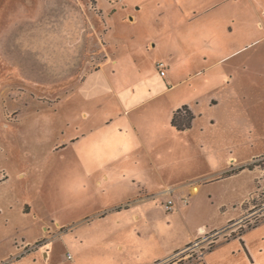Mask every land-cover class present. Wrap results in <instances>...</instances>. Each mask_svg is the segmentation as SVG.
I'll list each match as a JSON object with an SVG mask.
<instances>
[{"label":"rangeland","instance_id":"1","mask_svg":"<svg viewBox=\"0 0 264 264\" xmlns=\"http://www.w3.org/2000/svg\"><path fill=\"white\" fill-rule=\"evenodd\" d=\"M97 1L98 6L95 0H0V237L5 247L18 243L7 258L23 252L24 239L38 233L43 238L27 251L48 242L60 248L64 240L57 242L56 236L82 235L86 223L100 216L96 209L111 201L92 186L88 191L78 187V152L65 146L63 113L67 93L106 60L107 30L139 33L156 45L153 57L168 59L173 52L180 76L194 73L172 93L196 109L192 131L178 140L197 144L199 152L191 157L207 152L212 142L229 145L225 158L214 164L198 158L199 163L185 165L183 153L170 156L168 180L177 184L198 169L207 173L199 179L205 186L198 197L202 204L209 203L208 190L216 189L224 195L213 200L225 203L224 209L243 201L249 207L245 218L264 213V0ZM170 5L177 8L174 14L167 12ZM229 155L238 162L227 163ZM221 163L236 171L217 176L213 167ZM165 199L159 196V203ZM260 201L263 207L255 209ZM206 220L211 218L201 215L197 221ZM178 228L168 230V237L175 238ZM240 238L218 245L208 254L211 263L246 264L247 256L264 264V221ZM213 239L204 238L200 245L208 248ZM185 262L178 257L165 264Z\"/></svg>","mask_w":264,"mask_h":264},{"label":"crops","instance_id":"2","mask_svg":"<svg viewBox=\"0 0 264 264\" xmlns=\"http://www.w3.org/2000/svg\"><path fill=\"white\" fill-rule=\"evenodd\" d=\"M183 1L186 4L194 2ZM176 11L173 5L167 7L170 14ZM136 22L134 14L130 23ZM105 34L106 60L86 71L67 93L63 101H68L69 105L63 113L68 135L65 146L75 147L78 152L75 156L81 169L78 187L87 190L92 186L97 194L111 196V201L106 202L107 199L96 209L100 216L86 223L82 235L76 238L56 236L57 242L64 240L60 248L48 242L32 252L27 251L43 238L42 233H38L31 239H24L23 252L7 258L18 250V243L12 241L5 247L0 237V260L7 258L5 261H11L8 264H62L65 260L68 264H152L172 258L177 250L199 238L201 229L206 228L220 231L215 247L201 259H187L185 264H212L208 254L218 245L241 241L240 237L247 230L237 237L231 233L238 229L248 209L243 201L224 209L225 203L214 201L218 200V195H224V191L219 193L216 189L205 194L210 204H202L198 197L205 186L199 179L207 174L205 172L194 169L175 184L168 180L165 170L171 165L167 159L181 153L184 156L180 161L185 165L199 163L198 158L205 160V164L210 160L214 164L225 158L223 150H228L229 145L227 141L212 142L207 152L191 157L194 150L199 152L197 144L178 140L185 132L192 131L196 109L192 103L179 100L172 93L192 81L194 73L181 77L173 52L168 59L153 57L150 52L157 50L156 45L152 46V40L142 38L139 33L122 36L116 30L113 34L107 30ZM159 61L167 65L163 73L157 69ZM184 105L194 114L193 125L192 129L178 130L172 119L174 112ZM236 160L237 157L229 155L226 162H238ZM213 168V172L218 171L217 176L227 171L223 163ZM153 177L156 181H152ZM212 181L205 180L204 184ZM170 187L175 188L173 211H167L164 206L171 197ZM162 195L166 199L159 203ZM158 206L168 221L162 220ZM206 214L217 222L197 221ZM232 221L235 223L229 226ZM178 226L176 237L169 238L167 231ZM246 243L252 253L247 239ZM245 258L246 264H259Z\"/></svg>","mask_w":264,"mask_h":264},{"label":"built area","instance_id":"3","mask_svg":"<svg viewBox=\"0 0 264 264\" xmlns=\"http://www.w3.org/2000/svg\"><path fill=\"white\" fill-rule=\"evenodd\" d=\"M156 66L160 72L163 73L166 71L167 65L165 64V62L159 61ZM168 192H169V195H171V197L165 202L164 206H165V209L167 211H173L176 207V201L173 197V193L175 192V188L170 187L168 189ZM183 202L187 203V200L184 199ZM219 232H220L219 230H213V232H210L208 229L203 228V229H201V232H200L201 235L199 236V238L195 239L194 241H192L191 243L186 245L184 248L177 250L172 258L167 259L165 261L159 260V261H156L152 264H165L167 262L176 261L178 259V257H181L183 259L185 258V260H187V259H201L204 256V254L210 249L211 244L216 242V239L218 238ZM212 237H214L213 242H211L209 244L208 248H206L203 245H200L201 241L204 238H212Z\"/></svg>","mask_w":264,"mask_h":264},{"label":"trees","instance_id":"4","mask_svg":"<svg viewBox=\"0 0 264 264\" xmlns=\"http://www.w3.org/2000/svg\"><path fill=\"white\" fill-rule=\"evenodd\" d=\"M184 113H186V115H184ZM193 118H194V114L192 113V111L189 109V107L187 105H184L174 112L172 124L178 130H186V129L191 128ZM242 169L243 168H240V170H242ZM234 171H236V170L226 171L223 173V175L229 174V173L234 172ZM263 197H264V195H263ZM263 197H262V199H263ZM262 203H263V201L259 202L260 205H258V203H254V208L259 209V208L263 207L264 203L263 204ZM245 207L247 208V203L245 204ZM251 211H253V210H250V212ZM262 221H264V213H258V214H255L251 218H245L240 223L238 229L231 233V236H233V237L241 236L246 230L257 226ZM234 223H235L234 221L230 222L229 226L233 225ZM245 225H246V227H245ZM215 245H216V242L212 243L209 250H212L215 247ZM8 263H9V261H3L0 264H8Z\"/></svg>","mask_w":264,"mask_h":264}]
</instances>
